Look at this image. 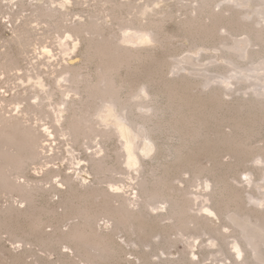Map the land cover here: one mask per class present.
Masks as SVG:
<instances>
[{
	"label": "rangeland",
	"instance_id": "1",
	"mask_svg": "<svg viewBox=\"0 0 264 264\" xmlns=\"http://www.w3.org/2000/svg\"><path fill=\"white\" fill-rule=\"evenodd\" d=\"M240 2L0 0V264H264V0Z\"/></svg>",
	"mask_w": 264,
	"mask_h": 264
},
{
	"label": "bare ground",
	"instance_id": "2",
	"mask_svg": "<svg viewBox=\"0 0 264 264\" xmlns=\"http://www.w3.org/2000/svg\"><path fill=\"white\" fill-rule=\"evenodd\" d=\"M232 1H234V0H232ZM235 1H237V5H240L241 4V0H235ZM247 1H250V0H247ZM253 1V0H252ZM146 11V10H145ZM147 12V11H146ZM148 13V12H147ZM55 13H53V12H50L49 11V13L47 12V15L50 17H52L53 15H54ZM263 14V13H262ZM46 15V16H47ZM146 15V14H145ZM255 21V20H254ZM256 23H259L258 21H255ZM249 27V26H248ZM254 31V30H253ZM252 31V32H253ZM255 31H257L258 32V34H257V37L258 38H262V33H263V31H262V29H255ZM125 39H126V42H128V43H133V44H146V43H148V42H151V41H153L154 39H153V37L152 36H150L148 33H146V32H136V33H133V34H127L126 36H125ZM22 55V54H21ZM259 72H263L264 71V68H255V73L253 74L254 75V77H256V78H258L260 75H261V73H259ZM37 81H36V84L34 85V86H37V87H39V88H41L42 86H43V83H42V81L40 80V78L39 77H36L35 78ZM115 100V99H114ZM114 100H112L111 101V103H109L108 105H107V107L108 106H113V110H111V108H110V110L109 109H105V110H103L104 112H105V114L104 115H98V118L101 120V119H104V118H107L108 119V117L111 115H113V114H115V105L117 104L116 103V101L114 102ZM40 103V102H39ZM105 103V102H104ZM46 104V103H45ZM107 104V103H106ZM39 106H40V104H39ZM37 110V109H36ZM63 116V115H62ZM113 117V116H112ZM110 118V117H109ZM126 118V117H125ZM106 120V119H105ZM121 120V119H120ZM120 120H116L115 121V130L114 131H112V132H114V134L116 135V136H118V138H120V139H122V140H124L125 139V141H124V143H123V149H124V151H125V153H126V155H127V163H128V166L130 167V168H135L137 165H138V163H139V156L140 155H147L145 152H143V151H141L139 148L141 147V146H138L137 144H136V142L133 140V141H131V140H129L128 138H127V136H128V134H129V132L130 131H132V129H131V127L133 126V124H131L130 123V121L128 122L126 119L125 120H122V121H120ZM103 121V120H102ZM93 122V121H92ZM109 122H110V120H109ZM95 124H96V122H95ZM94 124V125H95ZM21 127H23L22 125H21ZM90 128V127H89ZM27 129V128H26ZM34 129V128H33ZM46 129V131H48V129L47 128H45ZM15 130V129H14ZM29 130V129H28ZM31 130V129H30ZM112 130V129H111ZM31 132V131H30ZM75 132V131H74ZM95 131H93V133H94ZM33 133V132H32ZM75 134V133H74ZM78 134V133H77ZM95 134H96V132H95ZM98 135H104L105 136V134L106 133H104V132H98L97 133ZM107 134H109L108 132H107ZM30 135V134H29ZM49 136L51 135V132L48 134ZM131 135H132V133H131ZM1 136V135H0ZM34 136V135H33ZM107 136V135H106ZM110 136V135H109ZM4 137V136H3ZM85 138V137H84ZM9 139V138H8ZM15 140V139H14ZM18 141V140H17ZM30 141V140H29ZM46 141V140H45ZM8 142V141H7ZM50 145V144H49ZM15 146V145H14ZM14 146H13V148H14ZM17 146V145H16ZM40 146V145H39ZM38 146V141L35 139L34 141H33V143H32V147H33V149H34V151H35V158H37V156H38V154L39 153H37V148L39 147ZM47 146V145H46ZM45 146V147H46ZM4 147V146H3ZM10 147V146H9ZM11 147H12V145H11ZM6 149V148H5ZM12 149V148H11ZM42 149V148H41ZM14 150V149H13ZM39 150V149H38ZM151 150V149H150ZM9 152V151H8ZM45 152V151H44ZM15 153V152H14ZM1 154L2 155H0V156H3V157H5V155H3V153L1 152ZM19 155V154H18ZM16 156V155H15ZM14 156V157H15ZM12 158H13V156H11ZM17 157V156H16ZM23 157V156H22ZM9 161H11V158H9L8 159ZM13 160H15V159H13ZM17 160H19V159H16L15 161L17 162ZM23 161H24V158L22 159ZM21 160V161H22ZM8 161V162H9ZM99 162V161H98ZM18 164H20L21 165V163H19L18 162ZM20 165H18V166H20ZM16 166V165H15ZM17 166V167H18ZM7 169V168H6ZM207 211H209V212H211L210 211V209H208L207 208ZM262 243L264 244V241H262ZM260 246V245H259ZM241 251V250H240ZM264 256V255H263Z\"/></svg>",
	"mask_w": 264,
	"mask_h": 264
}]
</instances>
